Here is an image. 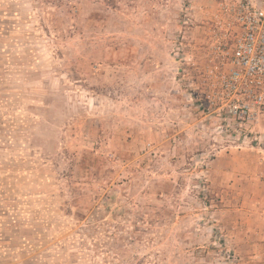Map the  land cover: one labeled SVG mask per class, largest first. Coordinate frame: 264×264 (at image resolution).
Masks as SVG:
<instances>
[{"label":"rangeland","instance_id":"obj_1","mask_svg":"<svg viewBox=\"0 0 264 264\" xmlns=\"http://www.w3.org/2000/svg\"><path fill=\"white\" fill-rule=\"evenodd\" d=\"M221 1L0 0V264H264V123L203 104Z\"/></svg>","mask_w":264,"mask_h":264},{"label":"built area","instance_id":"obj_2","mask_svg":"<svg viewBox=\"0 0 264 264\" xmlns=\"http://www.w3.org/2000/svg\"><path fill=\"white\" fill-rule=\"evenodd\" d=\"M215 27L221 50L205 79L208 114L239 129L264 123V5L253 0L219 3Z\"/></svg>","mask_w":264,"mask_h":264}]
</instances>
